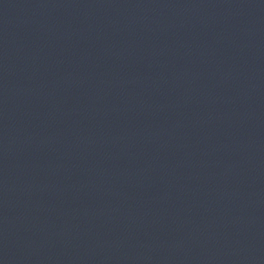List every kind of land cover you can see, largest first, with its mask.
I'll return each instance as SVG.
<instances>
[{
	"label": "water",
	"instance_id": "1",
	"mask_svg": "<svg viewBox=\"0 0 264 264\" xmlns=\"http://www.w3.org/2000/svg\"><path fill=\"white\" fill-rule=\"evenodd\" d=\"M0 264H264V72L0 0Z\"/></svg>",
	"mask_w": 264,
	"mask_h": 264
}]
</instances>
